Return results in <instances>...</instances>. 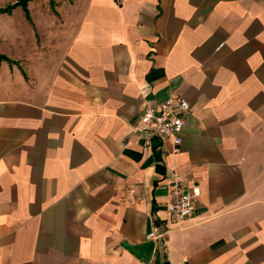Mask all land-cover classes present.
<instances>
[{
    "label": "crops",
    "instance_id": "0c3cea01",
    "mask_svg": "<svg viewBox=\"0 0 264 264\" xmlns=\"http://www.w3.org/2000/svg\"><path fill=\"white\" fill-rule=\"evenodd\" d=\"M62 5L42 53L0 27V264H264V0ZM173 96L177 151L141 130ZM175 179L201 190L183 222Z\"/></svg>",
    "mask_w": 264,
    "mask_h": 264
},
{
    "label": "built area",
    "instance_id": "2783aa9c",
    "mask_svg": "<svg viewBox=\"0 0 264 264\" xmlns=\"http://www.w3.org/2000/svg\"><path fill=\"white\" fill-rule=\"evenodd\" d=\"M190 112V103L185 98L173 96L159 106L146 108L141 130L153 133L172 142L177 151L182 143V135L188 124L187 115ZM171 199L167 204L170 215L177 221L183 222L194 214L195 207L201 195L200 187L186 188L181 181L175 179L169 185ZM166 234L160 226L153 225L148 238L161 241Z\"/></svg>",
    "mask_w": 264,
    "mask_h": 264
},
{
    "label": "rangeland",
    "instance_id": "374dc122",
    "mask_svg": "<svg viewBox=\"0 0 264 264\" xmlns=\"http://www.w3.org/2000/svg\"><path fill=\"white\" fill-rule=\"evenodd\" d=\"M12 1L14 0H0V7ZM64 1L66 0H54V9L50 5V0L34 1L30 8L31 22L27 20L20 7L16 9L19 11H14L12 14L0 15V27L9 32L14 27V31L18 32L19 40L17 38L13 40L12 47L7 49L9 50L7 53H30L37 50L42 53L49 36V32L47 33L45 29L58 28L63 24L64 19L70 16L68 8L62 5ZM6 45H3V49Z\"/></svg>",
    "mask_w": 264,
    "mask_h": 264
},
{
    "label": "trees",
    "instance_id": "16d2710c",
    "mask_svg": "<svg viewBox=\"0 0 264 264\" xmlns=\"http://www.w3.org/2000/svg\"><path fill=\"white\" fill-rule=\"evenodd\" d=\"M30 1H33V0H17L13 4L7 5L4 8H0V14H2V13H11V11L14 8L22 7L24 12H25V14H26V16L29 18L30 14H29V10H28V3ZM0 59L1 60H8L7 57H5V56H3L1 54H0Z\"/></svg>",
    "mask_w": 264,
    "mask_h": 264
}]
</instances>
